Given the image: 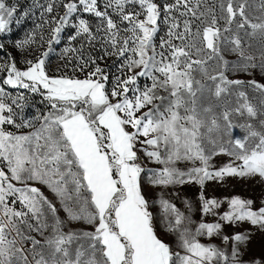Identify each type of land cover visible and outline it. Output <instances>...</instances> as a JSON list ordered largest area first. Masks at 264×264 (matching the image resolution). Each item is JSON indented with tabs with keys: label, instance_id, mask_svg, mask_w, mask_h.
I'll return each mask as SVG.
<instances>
[{
	"label": "snow or ice",
	"instance_id": "1",
	"mask_svg": "<svg viewBox=\"0 0 264 264\" xmlns=\"http://www.w3.org/2000/svg\"><path fill=\"white\" fill-rule=\"evenodd\" d=\"M37 6L39 41L47 50L25 60L23 70L13 58L0 64L3 85L40 95L47 108L24 118V93L12 97L0 86V264H245L244 234L223 236L230 253L201 243L202 235H219L221 223H200L193 231L189 217L163 198L166 231L177 246L159 237L142 191L140 153L160 165L147 170L152 186L199 185L205 214L222 203L205 197L207 182L264 180V83L226 74L264 73V0H104L103 7L100 0H46ZM16 12L15 3L0 0V33ZM83 14L96 18L95 30ZM161 24L166 31L157 43ZM67 28L74 33L61 58L73 75L59 67L49 75L46 61ZM36 43L30 34L16 47ZM85 46L100 55L85 56ZM112 57L120 63L109 92L110 73L98 61ZM234 129L243 135L234 136ZM219 155L231 159L215 167ZM180 162L191 166L181 169ZM227 203L221 221L264 228V206L253 210L254 202L240 197ZM69 222L88 228H68Z\"/></svg>",
	"mask_w": 264,
	"mask_h": 264
},
{
	"label": "rangeland",
	"instance_id": "2",
	"mask_svg": "<svg viewBox=\"0 0 264 264\" xmlns=\"http://www.w3.org/2000/svg\"><path fill=\"white\" fill-rule=\"evenodd\" d=\"M8 2L9 4H16L17 12L14 14L13 20L9 25V30L5 33H0V45H3V47L0 48V64L8 61L9 58H13L17 67L23 70L26 66L25 60L33 59L34 57L39 56L42 51L47 50V44L39 41L40 30L36 27L38 24L43 23L41 18L42 9L37 5L45 4L46 0H8ZM103 2L104 0H100L101 7H103ZM158 2H162V0H158ZM83 18L88 19L90 24L93 26V30H95V25L98 23L96 18L89 16L88 14H83ZM48 31V26L45 25L43 29L45 40L47 39ZM165 31L166 28L163 24H161V30L156 37L157 43L159 42V37L163 36ZM72 33H74V30L67 28L62 33L60 43L53 45V50L46 61V69L49 75H58L59 73L56 71L58 67L66 74L73 75L72 64H68L65 68L64 65L67 61L61 58L62 49L68 46V36ZM30 34H35L37 43L31 46H25L24 49L17 48L16 44L25 40ZM41 43H43V48L40 46ZM73 46L79 49L81 47V41L77 40L73 42ZM89 53H91L92 56H98L100 55V50L97 48L93 51L91 48L85 46L84 55L87 56ZM226 58L231 62L235 61V57L232 55H228ZM98 62L102 67H106V71L110 73V79L106 85L108 91L110 92L112 87V76L119 74L117 69L119 68L120 62L116 61L115 57L106 58L105 60ZM250 72L252 73L251 75L245 72H234L230 70L226 74L230 79L250 80L254 78L257 81L264 83V73H262L259 68L251 69ZM75 75L79 78H84L86 72H76ZM5 76L6 73L0 72V86L5 88L6 93L10 94L12 97L17 96L19 93H24L25 95L26 106L22 112L24 118L35 116L38 110L40 112L47 110L45 103L41 102L42 97L40 95L30 93L24 89H13L10 86L3 85L2 80ZM144 83H146V81L141 79V86H143ZM5 102L10 103L11 101L6 100ZM16 111L17 122H19L21 111L20 109H16ZM6 127L10 131H16V129L12 126ZM21 131L28 132L30 129H22ZM233 134L234 136L237 134L241 136L243 135L239 129H234ZM225 139H227V137H225ZM140 155L143 156V153H140ZM143 159L144 160L141 164L145 167L146 171L142 174V191L144 196L149 201L150 211L154 217V226L161 239L170 243L173 248L177 246L176 236L166 231V222L159 203L160 199L163 198L170 201L177 208H179L181 212L189 217L192 222L190 227L193 231L200 223H221L222 227L220 234L213 235L211 237L206 234L202 235L198 237L201 243L206 245H215L230 253L232 245H225L223 243V236L227 235L232 237L237 233H241L247 238L244 242L239 244V248L243 253V260L245 261V264H249V262L253 260L264 262V228L259 225H253L249 221L228 223L220 220V216H222L224 212L230 210L227 201L232 197L252 200L254 202L253 210H258L261 206H264V203H262L264 202V180H261L259 177H228L222 183L216 181L207 182L203 189L205 197L215 198L222 203L220 208L214 210L215 214H205L202 211L201 201L199 199L201 192L199 185L185 184L183 186L168 187L152 186L149 182V173L147 170L157 169L160 165L148 161L144 156ZM230 159L231 158L226 155H219L213 158L212 163L215 167H220L228 163ZM177 166L181 169H186L191 165L187 162H180ZM0 167H4V165L0 163ZM37 186L40 187L45 195H47L49 199H52L59 207V201L54 197V194L42 185ZM185 201L188 202L190 207L185 204ZM16 207H19V204H17ZM60 215L62 218L66 219V214L63 213V211L60 212ZM68 228L81 230L87 229L88 226L82 222H69ZM68 228H66V230H68Z\"/></svg>",
	"mask_w": 264,
	"mask_h": 264
},
{
	"label": "built area",
	"instance_id": "3",
	"mask_svg": "<svg viewBox=\"0 0 264 264\" xmlns=\"http://www.w3.org/2000/svg\"><path fill=\"white\" fill-rule=\"evenodd\" d=\"M141 156V155H140ZM144 159H143V156H141V160H140V163H142V161H143Z\"/></svg>",
	"mask_w": 264,
	"mask_h": 264
}]
</instances>
